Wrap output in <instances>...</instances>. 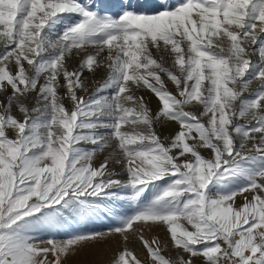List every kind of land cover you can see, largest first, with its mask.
<instances>
[{"label": "snow or ice", "instance_id": "obj_1", "mask_svg": "<svg viewBox=\"0 0 264 264\" xmlns=\"http://www.w3.org/2000/svg\"><path fill=\"white\" fill-rule=\"evenodd\" d=\"M115 235L147 255L112 264H264V0H0V264Z\"/></svg>", "mask_w": 264, "mask_h": 264}, {"label": "bare ground", "instance_id": "obj_2", "mask_svg": "<svg viewBox=\"0 0 264 264\" xmlns=\"http://www.w3.org/2000/svg\"><path fill=\"white\" fill-rule=\"evenodd\" d=\"M155 236H159L161 239H167L165 230L162 233L157 232ZM153 237L152 235H145L146 239H151ZM124 247L134 250L141 259L146 257L145 251L139 240L136 237L130 236L126 244L123 237L118 238L106 246H95L90 252H84V259H82L81 256L72 257V260L68 262V264H112L117 253Z\"/></svg>", "mask_w": 264, "mask_h": 264}, {"label": "rangeland", "instance_id": "obj_3", "mask_svg": "<svg viewBox=\"0 0 264 264\" xmlns=\"http://www.w3.org/2000/svg\"><path fill=\"white\" fill-rule=\"evenodd\" d=\"M142 7L146 8L147 10H153V5L151 4H145ZM118 6L115 3H110L108 4L105 8L102 9V11H110V12H117ZM74 63V62H73ZM85 75H88V73H85ZM104 75V70L102 69L99 73H97V79L102 78ZM91 91V88H90ZM153 105H155V99H153ZM111 226V224L108 221H95L93 222H89L87 224L84 225H74L72 227H69L65 230H62L59 233H51V234H55V235H59L61 237L64 236H70V235H74V234H80V233H84V232H90V231H104L107 228H109ZM163 230V231H161ZM162 233L164 232V228L163 227H158V228H153L151 231H145V235H152V237L156 235V233ZM118 238H122V236L120 235H115L112 236L111 238L105 240L102 243L99 244H88L85 245L84 247L80 248L77 250L76 254L72 257L75 256H81L82 259H84V252H90L95 246H106L108 244H110L111 242H113L114 240L118 239ZM145 251V250H144ZM145 254L147 255V253L145 252ZM72 257H70L69 261L70 262L72 260Z\"/></svg>", "mask_w": 264, "mask_h": 264}]
</instances>
